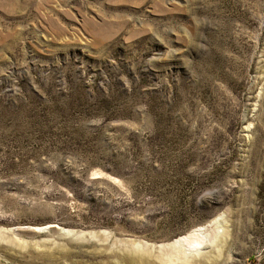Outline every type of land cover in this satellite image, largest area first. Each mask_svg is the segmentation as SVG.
Returning a JSON list of instances; mask_svg holds the SVG:
<instances>
[{
	"label": "rangeland",
	"instance_id": "rangeland-1",
	"mask_svg": "<svg viewBox=\"0 0 264 264\" xmlns=\"http://www.w3.org/2000/svg\"><path fill=\"white\" fill-rule=\"evenodd\" d=\"M200 225L187 264H264V0H0V264Z\"/></svg>",
	"mask_w": 264,
	"mask_h": 264
},
{
	"label": "bare ground",
	"instance_id": "bare-ground-1",
	"mask_svg": "<svg viewBox=\"0 0 264 264\" xmlns=\"http://www.w3.org/2000/svg\"><path fill=\"white\" fill-rule=\"evenodd\" d=\"M215 219H216V217L210 218L202 226H209L210 224H212L214 222ZM202 226L200 225L198 227H195V228L191 229L190 231H188L186 234L181 235L179 237H176L167 243L158 244L157 247L158 248H164V247L168 248L169 247V248L176 249L179 253V257L183 261H185L187 264V262H189L190 258L197 257L198 255H201V254L203 255V251H200L198 248H194L193 245L191 247V244L193 242L197 243L199 241V243L201 242L204 245L206 244L203 242L204 240L203 241L199 240L200 238L197 236V233H198L197 231H199L202 228ZM58 230H59V228H58ZM190 261H192V260H190ZM195 261L198 262V264H202L201 259H197Z\"/></svg>",
	"mask_w": 264,
	"mask_h": 264
},
{
	"label": "water",
	"instance_id": "water-1",
	"mask_svg": "<svg viewBox=\"0 0 264 264\" xmlns=\"http://www.w3.org/2000/svg\"><path fill=\"white\" fill-rule=\"evenodd\" d=\"M60 231L64 234H70L74 232V230L70 227L60 226Z\"/></svg>",
	"mask_w": 264,
	"mask_h": 264
}]
</instances>
